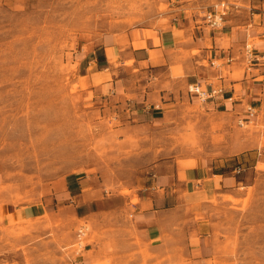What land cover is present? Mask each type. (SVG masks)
I'll return each instance as SVG.
<instances>
[{"label":"rangeland","instance_id":"374dc122","mask_svg":"<svg viewBox=\"0 0 264 264\" xmlns=\"http://www.w3.org/2000/svg\"><path fill=\"white\" fill-rule=\"evenodd\" d=\"M177 1L0 0V264H264V114L239 123L186 96L162 125L140 126L125 97L80 68L77 51L104 37L204 22L222 4L226 21L264 10V0H195L183 11ZM199 157L240 167L245 183L197 216L181 211L175 234L155 249L139 234L133 206L156 164L185 168ZM70 175L98 187L90 198L110 194L117 205L81 219L63 198ZM22 210L23 220L10 215ZM200 234L209 235L205 244Z\"/></svg>","mask_w":264,"mask_h":264},{"label":"crops","instance_id":"0c3cea01","mask_svg":"<svg viewBox=\"0 0 264 264\" xmlns=\"http://www.w3.org/2000/svg\"><path fill=\"white\" fill-rule=\"evenodd\" d=\"M194 1L178 0L174 7L183 11ZM244 15L228 18L218 31H211L193 17L191 21L178 20L167 30L142 29L140 37L129 32L120 42L104 37L77 51L80 68L90 81L101 78L102 90L125 97L128 112L140 126L162 125L173 102L186 96L204 105L209 113L230 114L239 123H249L264 114V10H245ZM194 51L199 54L193 56ZM126 72L130 75L122 78ZM196 85L216 94L201 102L188 92ZM255 148L242 149L237 155L254 152ZM250 156L257 159V166L259 157ZM244 183L236 167L215 158L199 157L185 168L177 160L158 163L146 194L133 206V221L143 241L158 249L168 234H175L181 211L194 208L197 216L207 201L237 194ZM97 189L82 177L70 175L63 183V198L78 217L89 218L117 205L116 197L110 194L90 198V192ZM10 215L19 220L27 217L24 210ZM205 226L200 223V233ZM208 236L200 234L203 244Z\"/></svg>","mask_w":264,"mask_h":264},{"label":"built area","instance_id":"2783aa9c","mask_svg":"<svg viewBox=\"0 0 264 264\" xmlns=\"http://www.w3.org/2000/svg\"><path fill=\"white\" fill-rule=\"evenodd\" d=\"M229 15V7L224 4L216 6L213 12H208L204 16V22L211 31L222 30L225 27V18ZM188 92L192 95H196L201 102H206L213 97L216 92H208L203 90L199 85L190 86ZM237 172L241 173V168H237ZM82 234V231L80 232Z\"/></svg>","mask_w":264,"mask_h":264}]
</instances>
